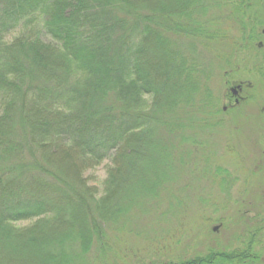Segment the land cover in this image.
Segmentation results:
<instances>
[{"label":"trees","instance_id":"1","mask_svg":"<svg viewBox=\"0 0 264 264\" xmlns=\"http://www.w3.org/2000/svg\"><path fill=\"white\" fill-rule=\"evenodd\" d=\"M257 8L264 0H0V264L17 252L25 264H85L90 251L105 264L121 233L138 237L145 203L188 171L176 146L194 141L186 129L211 99L209 69L177 39L211 51L229 42L220 26L231 21L248 48L264 29V13L244 22ZM212 10L226 13L205 20ZM59 150L69 168L110 162L97 198ZM134 183L151 195L129 190ZM205 257L162 264H211Z\"/></svg>","mask_w":264,"mask_h":264},{"label":"rangeland","instance_id":"2","mask_svg":"<svg viewBox=\"0 0 264 264\" xmlns=\"http://www.w3.org/2000/svg\"><path fill=\"white\" fill-rule=\"evenodd\" d=\"M218 11L209 12L205 20L212 15L219 16L226 13ZM263 13L264 8L247 11L244 22L248 20V16H260ZM231 23V21H223L220 26V31H224L229 36V42L211 45L212 53L217 51L222 56L227 55L228 62H225V59L223 61L222 57L217 59L209 49L201 53V44L195 40L177 39V46H194L192 54L200 60L197 66L201 65L203 69H209L204 82L211 92V99L206 102L207 109L203 112L199 110L200 103H198L195 111L202 115L195 114L189 122V125L193 123L191 125L193 128L188 126L186 129V134L193 135L194 141H185L176 146L186 152L190 165L186 174L180 172L177 175L178 172H174L175 175L170 176L166 187L158 192V197L145 203L144 209L147 208L148 211L144 215L140 213L136 215L139 218H135L133 230L138 233V237L130 236L124 229L125 232L121 233L120 240L112 241L113 243L118 241L119 249L114 254L108 253L105 264L177 263L198 255L205 256L212 251L242 252L247 248L245 244L248 243L245 238L249 234H246V231L242 232L243 228H247L246 224H239L254 216L256 219H264V158L253 149L256 147L255 144H260V147L264 148V128L254 125L264 121L254 117L264 106V81H262L264 29L258 27L256 30L260 35L256 34L257 40L250 47L244 48L241 47L244 45L243 42H236L240 38L242 40L244 35L237 33ZM42 39L46 40L44 36ZM150 46L159 48L154 42ZM197 53L200 56H197ZM239 82H243L242 97L249 96L251 100H247L237 108H230L233 101L229 99V89L237 86ZM248 84L250 87H247ZM215 104H218V108H215ZM223 107H227L224 112ZM176 115L174 112L172 116L176 118ZM173 117H170V122L173 121ZM163 132L168 131L161 130L160 135ZM259 133L263 136L261 137ZM161 147V144L160 146L156 144L155 148L159 152ZM63 152L65 151L59 150L56 160H61L66 166V171L72 172L75 179L79 180L78 183L83 182L86 185L85 191L93 193L96 191L97 198L101 194V184L111 166L110 162L106 161L85 170L82 169L81 164L75 162L76 164L69 168L64 161ZM173 160L172 165L179 168L181 163L177 162V155ZM256 166L258 170L254 172ZM218 171L220 173L216 175ZM223 172L228 176H223ZM146 173H144V181L147 183ZM223 177L225 181L222 182ZM149 186L150 182L147 183V187ZM147 187L143 190L134 183L128 189L137 192L138 195L142 193L151 195L147 193L149 192ZM135 192L129 193L135 196ZM64 207H66L65 202ZM31 224L33 222L25 221L16 223L15 226L26 228ZM213 228H218V232H213ZM260 233L262 241L257 245L260 246V251L264 252V228ZM98 254L94 251L88 252L83 257V262L97 264L100 259ZM21 258H24L22 253L14 254L13 264L27 263Z\"/></svg>","mask_w":264,"mask_h":264},{"label":"flooded vegetation","instance_id":"3","mask_svg":"<svg viewBox=\"0 0 264 264\" xmlns=\"http://www.w3.org/2000/svg\"><path fill=\"white\" fill-rule=\"evenodd\" d=\"M243 82H239L237 86H234L229 89V99L231 98L233 101V104L230 105V108H237L240 106V104L251 100V98L248 97H242L241 93L243 90ZM247 87H250V84L247 85ZM232 89H235V92L232 91ZM227 107H223V112L226 111ZM255 118L258 120H264V106L260 108L258 113L256 112ZM254 125H258L260 128H264V121L263 122H257L254 123ZM256 126V127H258ZM264 130V129H263ZM259 135L262 137L263 135L259 133ZM263 139V138H262ZM264 142V139H263ZM253 149L256 152H259L261 157L264 158V148L260 147V144H255ZM259 164L260 162L257 161ZM262 162V160H261ZM258 167L256 166L254 169V172H257ZM247 228H243V231H246V234H249L247 236L249 239H246V242L248 244L247 248L244 251H233V252H226L224 250L222 251H212L206 254L205 256H212L213 260H211V264H264V252L260 251V246L257 244L261 243L262 241V234L260 233L261 230L264 228V219H256L255 216L252 219L245 220L243 223H240L239 225H245ZM221 224H219L220 226ZM213 232L217 233L218 228H213ZM264 237V236H263ZM264 248V247H263ZM205 257V258H206ZM216 260V261H215ZM208 261V260H207ZM237 261V262H235ZM240 261V262H239ZM207 264V263H206Z\"/></svg>","mask_w":264,"mask_h":264},{"label":"water","instance_id":"4","mask_svg":"<svg viewBox=\"0 0 264 264\" xmlns=\"http://www.w3.org/2000/svg\"><path fill=\"white\" fill-rule=\"evenodd\" d=\"M233 92H235V89H232Z\"/></svg>","mask_w":264,"mask_h":264}]
</instances>
